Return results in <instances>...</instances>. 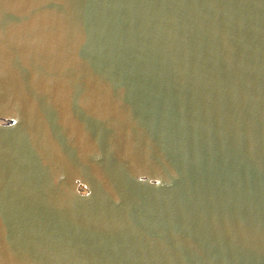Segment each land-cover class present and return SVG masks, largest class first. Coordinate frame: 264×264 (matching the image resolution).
Here are the masks:
<instances>
[{"label":"water","instance_id":"obj_1","mask_svg":"<svg viewBox=\"0 0 264 264\" xmlns=\"http://www.w3.org/2000/svg\"><path fill=\"white\" fill-rule=\"evenodd\" d=\"M0 264H264V0H0Z\"/></svg>","mask_w":264,"mask_h":264}]
</instances>
